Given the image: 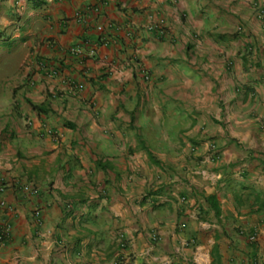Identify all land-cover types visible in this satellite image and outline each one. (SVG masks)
Here are the masks:
<instances>
[{"label":"crops","instance_id":"0c3cea01","mask_svg":"<svg viewBox=\"0 0 264 264\" xmlns=\"http://www.w3.org/2000/svg\"><path fill=\"white\" fill-rule=\"evenodd\" d=\"M97 2L0 0V264H264V0Z\"/></svg>","mask_w":264,"mask_h":264},{"label":"built area","instance_id":"2783aa9c","mask_svg":"<svg viewBox=\"0 0 264 264\" xmlns=\"http://www.w3.org/2000/svg\"><path fill=\"white\" fill-rule=\"evenodd\" d=\"M104 2V0H98L97 4H95L92 9L95 10V12L99 9L100 5H102V3ZM95 28L96 29H101V23H96L95 24ZM73 52L75 53H80L81 49L80 46H74L70 48ZM3 189L2 185H0V191ZM5 206V202L4 200L0 197V207H4ZM9 230V224L6 221H3L0 223V243L4 240V238L6 237V234Z\"/></svg>","mask_w":264,"mask_h":264},{"label":"rangeland","instance_id":"374dc122","mask_svg":"<svg viewBox=\"0 0 264 264\" xmlns=\"http://www.w3.org/2000/svg\"><path fill=\"white\" fill-rule=\"evenodd\" d=\"M10 51H8L7 49H5L4 47V43H0V74L4 73L6 68L3 65L4 64V59L9 56ZM3 63V64H2ZM5 68V70H4ZM13 72L14 74H17V69L18 68H13ZM7 71V70H6Z\"/></svg>","mask_w":264,"mask_h":264}]
</instances>
